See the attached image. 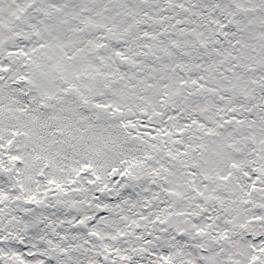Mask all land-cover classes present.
<instances>
[{"label":"snow or ice","instance_id":"6c2138e0","mask_svg":"<svg viewBox=\"0 0 264 264\" xmlns=\"http://www.w3.org/2000/svg\"><path fill=\"white\" fill-rule=\"evenodd\" d=\"M0 264H264V0H0Z\"/></svg>","mask_w":264,"mask_h":264}]
</instances>
